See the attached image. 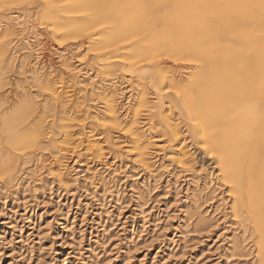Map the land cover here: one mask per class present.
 <instances>
[{
    "label": "bare ground",
    "instance_id": "bare-ground-1",
    "mask_svg": "<svg viewBox=\"0 0 264 264\" xmlns=\"http://www.w3.org/2000/svg\"><path fill=\"white\" fill-rule=\"evenodd\" d=\"M7 1L10 5H20L22 3L21 0ZM67 1L68 4L62 7L58 6L60 0H47V6L43 8L40 14L39 23L40 20H44L50 23V25H54L55 31H61L63 37L68 40L80 38L91 33L100 34V39L95 43L92 49L94 52H99L101 56H103V59H100L101 63L97 64L98 68L83 67L80 59L77 61L78 64L71 62L73 59L71 58L72 51H70L68 56L59 55L63 68L62 74L67 77L58 80L53 74L54 69L51 64L43 61L45 56L43 53L44 42L39 30H36V24H34L36 21V18L34 19L35 15H26L20 10L10 12V14L6 12L0 14V90H3V88H6L8 85V69L17 63L22 69L24 79L31 80L38 87L43 88L47 92L48 97L43 101L44 111H50L52 109V104H59L62 109L61 120L66 123L65 126L67 128H70L71 125L69 124H71L73 120V111L70 107V102L72 101L70 90L73 87H78L79 92L82 93L80 98H78L79 101H77V107L80 108V111L85 112L88 115V119H91L95 123L109 121L115 129L119 130V134H129L130 137H132V144L134 146L133 148L136 150V156L140 161L139 165L143 163L148 167L153 166L152 164H148V162L150 160V148L153 147L157 149L156 147L158 146V137L153 133V128L156 129V127H162L171 138L175 141L177 140L176 149L171 152L179 158L180 162L178 161V163H190L187 152L185 151V142L187 138L180 137L185 133L179 128L180 117L166 114V103L160 100L156 102L155 100L158 98L151 95L146 87L136 94L126 96L129 92L134 91V89H132L131 79L126 78V81H124L123 77L119 76L117 72L119 70L126 72V66L124 67V65L127 64L126 62L124 64H118L119 60L117 58L111 59L117 55L116 52H118L119 48L126 43L135 42L133 39L139 38V36H149V29L147 26L150 24L152 16L155 15V8L162 5L166 0ZM147 2H150L153 6H147ZM176 2L180 19L174 24V27L177 29V32L180 33V38H182V48L179 47L177 49L175 46L177 50L174 54L176 57H187L188 61L190 60L189 58H195L199 61L204 60V62H207L208 68L206 67L207 70L205 71L194 73L193 75L191 74L192 76L187 78L188 80L185 82L174 71L167 70L166 67H162L160 63H155L151 66L147 64L149 66H147L146 70L160 86L168 83V87L173 88V91H176H174V93H178L179 96H175L180 98L172 97L168 103L171 107L177 108L180 111L182 117L187 121L188 131L192 135L198 134V138L200 137L204 143L202 150H208L211 159L216 157L218 165L217 174H212V176H210L209 183L206 184L204 188L200 187L195 172L189 175V180L184 181H182L181 176L178 174L177 177L175 176L176 190L181 187L180 184L182 182H189L194 188H189L187 194L191 191L190 193H197L199 197H202L209 188L217 190L221 188L223 184H229L231 186V191L227 194V197L231 199L234 197V218L232 221L234 220L236 225H239L236 221L240 216L238 213L243 215L244 212H241V209L245 206L250 214L254 215L253 218L258 228L257 233H260L258 235L261 236V239L259 236L258 241L260 239L264 252V0H176ZM176 2L173 4L174 6ZM6 4L7 2L1 6L3 7V5ZM165 4L164 6H166ZM3 9L5 8L3 7ZM64 9L69 10L68 14L63 15L60 13ZM174 18H171V20ZM43 22L42 24L45 23ZM168 22H170V20ZM173 22L174 20L170 22V24ZM195 25L200 26V30L197 29L198 31H195ZM155 26L156 25H154V28ZM164 29L166 30V26ZM235 29L242 31L245 37V43H240L242 45L239 46L240 44L234 40L239 48L233 57L227 58L228 53L226 57L223 56L217 44L219 45V40L221 36H223V33L224 35L226 32L227 34L228 32L231 34L230 32ZM230 38L232 39V37ZM157 45H159V43ZM126 46L127 45H125V48ZM231 47L233 48V46ZM121 50L122 49H120V51ZM225 52L226 51H223L222 53ZM171 57L169 56V58ZM128 58L129 60H136L138 56L134 52L129 54ZM128 58L125 59L128 60ZM154 58L156 59V57ZM192 59L190 61H192ZM174 60L176 61V59ZM198 60L193 61L197 62ZM200 63L202 66L203 63ZM196 64H194V66ZM136 65H138V63ZM134 70L135 71L129 73V76H136L138 68ZM52 78L56 80L52 82ZM138 80L140 79L138 78ZM19 88L23 90L22 94L19 96V98H22L20 102L22 107L18 109L11 118L4 117L1 120L4 128L10 127L15 129V131H17V126L23 123V121L36 110V101L32 97V93L26 91L24 86L19 85ZM194 94L198 95L197 100L193 99ZM131 97H133V99H131ZM179 104H181L182 109L179 107ZM153 120L157 122H153ZM219 125L222 127L218 128ZM45 131L46 127L44 128L39 124L29 135L26 133L29 137L28 145L31 147H38L44 143L54 142L53 139L56 136L52 135L51 137V133L48 134ZM14 134L16 136L13 135V138H7L8 145L12 148L20 149V144H24L23 142L21 143V141L24 139L19 136L20 134ZM10 136H12V134H10ZM78 136H81L80 142L85 144L90 152L96 153L101 158L104 155L103 151L105 146H117V150L120 152L122 149L120 146L126 143L122 140V135L118 134L117 136L112 134L109 135L104 140L105 145L99 142L103 138L101 135H91L89 131H80L78 132ZM67 141L69 142V140ZM67 144L69 145V143ZM261 150L263 156L259 154ZM23 155L20 157V161H2V159H0L2 161L0 174L9 175L10 182L13 184L12 187H14L13 190H15L14 193L16 196L20 195L21 198H25L29 187H34V185L40 183L36 181L33 176L26 177L27 173L26 176L22 173L23 166L26 167L30 162L29 158ZM5 156L6 155H4V157ZM156 157L157 156H154V158ZM27 161L28 163H26ZM67 163V160L62 159L54 164V177L58 179L60 184H62L61 182L63 181L64 183L70 184L67 188L71 187L73 192H75L74 195H77L76 192L84 187L80 183V178L87 172L89 185L93 187L94 194L99 193L97 197H99L102 204H104L105 201L107 202L108 198H114L120 201L122 195L120 190L122 178H134L139 174H130V170L128 172L129 167H126L127 165L125 163L117 161H113L111 164H106L104 162L105 165L103 164L104 167L101 168H98V166L93 167L92 165L93 169L88 167L85 171L82 170L81 167L83 165L80 162L77 163V161H75L73 165ZM132 163L136 164L137 162L133 161ZM12 171L15 172L12 173ZM155 176L157 177L158 174L153 176L150 175L149 180L151 179V181L156 182L158 177L156 178ZM54 177L52 179H54ZM96 181L97 183H95ZM148 183L149 181L144 183L147 188L149 186H147ZM49 189L51 188L49 187ZM199 201L200 200L197 198L194 202L197 204ZM139 206L144 220L146 218L144 207L142 205ZM218 207H215V209H218ZM213 211L215 212V210ZM219 211L216 213H219ZM214 212L212 213L215 214ZM210 216L213 221L216 220L213 218L214 216ZM201 219L200 221L204 225H207V222L211 221L206 219V217H202ZM250 219V216H247L246 221H251L252 219ZM231 226L232 225L229 227ZM239 228L243 234L240 236L235 233L236 236L234 235L232 238L230 247L237 253L242 246L246 247L244 243L250 240L251 248L248 251H251L253 248L255 252L257 247L254 248L255 246L252 241V236H254L253 229L255 228L252 229L246 224H242L235 230H239ZM224 231L226 232V230ZM224 231L219 232L217 239L225 235ZM247 238H249V240H247ZM248 246H250V244ZM243 247L241 249H243ZM233 250L230 251L235 255L236 253H234ZM207 252L211 253V248L207 250ZM263 252L261 254H263ZM234 255L232 256L231 254V256H227L233 257L232 259L234 260V258H237L236 256L234 257ZM254 258H256V254ZM226 259H228V261L225 264L236 263H233V261H231L232 259L229 260L230 258ZM262 263L264 264V254Z\"/></svg>",
    "mask_w": 264,
    "mask_h": 264
},
{
    "label": "rangeland",
    "instance_id": "rangeland-1",
    "mask_svg": "<svg viewBox=\"0 0 264 264\" xmlns=\"http://www.w3.org/2000/svg\"><path fill=\"white\" fill-rule=\"evenodd\" d=\"M21 1L20 5H10L7 0H1L0 11H4L0 12V14L6 12L10 14V12L20 10L26 15H35L34 19L36 18V21L34 24H36V30H39L44 42L43 53L45 56L43 55V61L51 64L54 69L53 74L56 76L55 78L60 80V78L65 79L67 77L62 74L63 68L59 55L68 56L70 51H72L71 58L73 59H71V62L78 64L77 61L80 59L83 67L98 68L97 64L101 63L100 59H103V56L92 49L100 39V34L91 33L72 40L65 39L61 31H55L54 25L52 26L44 20H40L39 23L40 14L43 8L47 6V0H31L32 3L30 0ZM6 2L7 4L3 5L5 9H3L1 5ZM175 2L176 0H166L162 5L155 8V15L152 16L150 24L147 26L149 36H139V38L133 39L135 42L126 43L127 50L125 45H123L116 52L117 55L111 59L117 58L119 60L118 64H124L125 62L127 64L124 65V67L126 66V72L123 70L117 72L119 76L123 77L124 81H126V78L131 79L134 91L129 92L126 96L136 94L146 87L151 95L158 98L155 100L156 102L160 100L166 103V114L180 117L179 128L185 132L180 137L187 138L185 151L190 163H178L179 158L171 152L176 149L177 140L175 141L171 138L162 127H156V129L153 128V133L158 137V146L156 147L157 149L150 148L149 162L151 163L148 162V164H152L153 166L148 167L143 163H140V166L136 150L133 148L132 137L129 134H119V130L115 129L109 121L95 123L91 119H88V115L85 112L80 111V108L77 107V101H79L78 98H80L82 93L79 92L78 87H73L70 90V95L72 96L70 107L73 111V120L69 124L71 125L70 128H67L65 126L66 123L61 120L62 109L59 104H52L50 111H44L43 101L48 97L47 92L31 80L24 79L22 69L16 63L8 69V85L3 90H0V159L2 161H20V157L25 154L23 156L28 157L30 162L26 167L23 166L22 173L25 176L27 173L26 177L33 176L41 184L38 183L34 187H29L25 198H21L20 195L16 196L14 193L15 190H13L14 187H12L13 184L10 182L9 175L0 174V264H225L228 261L226 258H230L229 260L233 258L227 255H234L230 251L233 250L230 247L231 240L235 233L240 236L243 234L240 228L239 230H235L242 224H246L252 229L255 228L253 229L254 236H252V241L255 246L254 248L257 247L255 249L256 253L253 248V251L251 250L252 253L248 251L251 248V243L249 238H247L249 241L244 243L246 247L242 246L243 249L241 247L237 253L233 250L237 254L234 257L236 256L237 258L231 261L233 263L236 262L234 264L262 263L264 252L260 241L261 236L258 235L260 233H257L258 228L253 218L254 215L250 214L249 210L243 206L241 212L244 213L243 215L238 213L240 216L236 220L239 225L237 226L234 220L232 221L234 218V197L232 199L227 197V194L231 191L229 184H223L219 188L220 190L215 189L216 191L209 188L202 197H199L197 193H190L191 191L188 192L189 195L187 194L189 188H194L189 182H182L180 184L181 187L176 190L175 176L177 177L178 174L181 176L182 181H184L189 180V175L195 172L200 187L204 188L209 183L210 176L217 174L218 165L216 157L211 159L208 150H206L207 152L202 150L204 143L200 137L198 138V134L192 135L188 131L187 121L182 117L180 111L177 108L171 107L168 103L172 97L179 99L178 93H174L175 90L173 91V88L168 87V83L160 86L146 70L147 66L160 63L167 70L174 71L185 82L194 73L205 71L208 68L207 62H204V60L199 61L195 58H189L192 61H188L187 57L186 59L177 56V59L175 56V51L179 47L182 48V38H180V33L174 27V24L180 19L179 9L176 6L177 2L175 6L173 5ZM66 4H68L67 0H60L58 6L63 7ZM146 4L149 7L153 6L150 2ZM68 12L69 10L64 9L60 13L65 15ZM171 18L174 19L171 20ZM169 20L170 22L174 20L175 23L170 24ZM47 24L50 25V29ZM153 24L157 27L155 26L154 28ZM163 25L166 26V30ZM194 27L195 31L200 30V26L195 25ZM235 30V33L234 31H231V34L229 32L227 34L226 32L224 35L223 33L224 37L221 36V41L219 40V45L217 44L223 56L226 57L228 53L227 58H231L236 54L239 48L238 44L245 43L242 31ZM158 43L159 45H157ZM120 49L122 50L120 51ZM223 51L226 52L222 53ZM134 52L138 58L136 60H129V54ZM164 53H167V56ZM141 56L144 57L142 58ZM169 56H172V59ZM125 58H128V60ZM193 60L198 61L195 62ZM200 62L203 63L202 66ZM137 63L138 65H136ZM194 64L196 65L194 66ZM192 67L195 68L193 69ZM137 68L140 70L138 71ZM134 69L137 70L136 76H129L131 71H135ZM55 78H52L51 81H55ZM19 85L24 86L26 91L32 93V97L36 101V110L23 123L18 125L17 131H15V129L10 127L11 130L4 128L1 120L4 117L11 118L22 107V104H20L22 98H19V96L23 90L19 88ZM197 96V94H194L193 99L197 100ZM179 107L182 109L181 104H179ZM153 122L157 121L153 120ZM39 124L44 128L46 127L45 132L51 133V137L52 135L56 137L53 139L54 142L44 143L38 147H31L28 145L29 137L26 133L29 135ZM221 127V125L218 126V128ZM80 131H89L91 135H101L103 138L99 141L101 142L100 144H103L104 140L111 134L116 136L117 134L122 135V140L126 143L120 146L122 148L120 152H118L117 146H105L104 155L101 158L96 153L90 152L85 144L80 142L81 136H78V132ZM14 133L20 134L19 136L24 139L21 141L24 144H20V149L23 148L22 150L8 145L7 138H13V135L16 136ZM24 137H28L26 138L27 140ZM261 152L262 150L259 154L263 156ZM4 155L6 156L4 157ZM154 156L157 157L154 158ZM62 159L67 160V164L69 165H73L75 161L77 163L80 162L83 165L81 168L84 171L88 167L90 169L97 166L98 168L104 167L103 164H111L113 161L123 162L127 165L126 167H129L128 172L130 170V174H139L134 178H122L120 201L108 198L107 202L105 201L102 204L99 197H97L99 193L94 194L93 187L89 185L87 172L80 178V183L84 187L76 192L77 195H74L75 192H73L71 187L67 188L70 184L64 183V181L60 184L58 179L54 177V164ZM2 161L0 160V166ZM133 161L138 164H133ZM14 172L12 171V173ZM157 174L158 178L155 176L157 178L156 182L151 181V179L149 180L150 175ZM53 177L54 179H52ZM148 181L150 184H147V186L149 185L147 188L144 183ZM197 198L200 201L195 204L194 201ZM139 205L144 207L146 217L144 220ZM215 207L220 208V211L215 209ZM217 211L220 214L216 213ZM210 215L214 216L213 218L218 222L220 219L219 223L222 224H219L216 220L213 221ZM247 216H250L252 220L246 221ZM202 217H206V219L211 221H208L207 225H204L200 221ZM230 225L232 226L229 227ZM220 231H224L225 235L217 239ZM259 236L260 239L258 241ZM249 244L250 246H248ZM210 248L211 253H208L207 250ZM262 252L263 254H261ZM253 254H256V258H254Z\"/></svg>",
    "mask_w": 264,
    "mask_h": 264
}]
</instances>
